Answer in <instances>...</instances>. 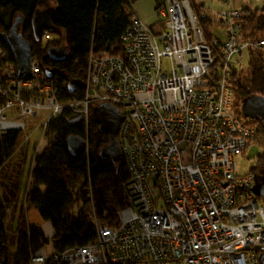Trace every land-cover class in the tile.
Instances as JSON below:
<instances>
[{"label":"built area","instance_id":"1","mask_svg":"<svg viewBox=\"0 0 264 264\" xmlns=\"http://www.w3.org/2000/svg\"><path fill=\"white\" fill-rule=\"evenodd\" d=\"M126 3L122 51L91 45L77 94L61 95L34 53L30 74L19 75L0 42V141L15 131L12 146L25 151L40 126L31 163L52 118L83 122L86 130L91 107L101 101L123 115L116 138L128 176L116 221L92 211L91 240L60 250L46 242L23 264H264V196L252 188L255 171L240 174L235 161L255 124L229 107V76L243 49H264V37H240V11L230 5L219 10L223 36L205 42L190 0H156L155 23ZM48 36L43 28L40 38Z\"/></svg>","mask_w":264,"mask_h":264},{"label":"trees","instance_id":"2","mask_svg":"<svg viewBox=\"0 0 264 264\" xmlns=\"http://www.w3.org/2000/svg\"><path fill=\"white\" fill-rule=\"evenodd\" d=\"M190 3L203 38L209 42L216 36L210 32L209 26L223 25V20L219 12L213 16L200 14L192 0ZM48 4L53 5V27L49 31H55L59 36L48 39L42 46V38L36 40L33 36L30 17L36 7ZM126 4V0H0V42L14 60L3 38V32L10 25L3 11L10 8L15 14L23 16L20 30L31 42L32 51L38 56L41 66L51 68L48 77L61 88V95L77 94L81 90L68 91L66 82L69 78L84 77L86 56L91 45L95 51H122L120 33L128 21ZM200 5L205 9L203 2ZM236 8L240 11L236 18L240 25L239 36L251 39L263 37L264 1ZM52 44L66 46L62 58L53 59L47 54L46 48ZM210 47L215 64L218 53ZM246 50L247 66L232 70L229 76L230 84L240 97L251 92L264 93V49L249 45ZM251 121L256 122V126L249 141L261 148L256 155V171L264 165V126L257 118ZM70 132L86 137L85 145L75 154L66 145L65 137ZM47 134L45 147L34 157L30 171L34 186L28 189L26 197L38 208L44 220L50 221L51 237L45 236L38 224L29 222L28 230L24 227L18 231L16 249L11 253L5 243L2 223L6 206L0 205V264H23L31 251L49 240L54 250L91 240L95 235L92 211L105 222H115V209L125 203L122 181L128 176L126 162L123 156L113 160L111 156L101 154L100 148L108 140L106 131H101L96 123L90 121L85 130L83 122L68 123L58 116L49 121ZM15 135V131H10L0 141V163L13 145Z\"/></svg>","mask_w":264,"mask_h":264},{"label":"rangeland","instance_id":"3","mask_svg":"<svg viewBox=\"0 0 264 264\" xmlns=\"http://www.w3.org/2000/svg\"><path fill=\"white\" fill-rule=\"evenodd\" d=\"M264 0H228L223 2L222 0H192L196 5L197 11L201 13H209L211 16L218 15L219 10L222 7L236 6L241 7L244 4L258 5ZM204 3L205 9L200 5ZM156 0H132L133 10L141 17L144 21L148 23H155L157 14L155 12ZM193 5V4H192ZM194 6V5H193ZM16 12L12 11L10 8H4L3 14L7 21H11ZM209 30L213 35L223 36V25L211 24ZM59 35L55 31H49L48 37H43L41 39V45L44 46L48 39L57 38ZM248 63V53L246 48L242 50L240 61L238 62V69L247 66ZM168 59H162L163 68L168 67ZM230 109L240 111V96L236 91L235 87L230 84ZM37 120L39 116L35 117ZM256 126V122H255ZM41 132V127L35 128L34 132L31 134L29 148L25 151L24 147L21 145L11 146L10 150L7 152L8 155L5 161L0 165V205L6 206V214L2 218L3 229H4V239L5 243H9L11 230L18 231L22 228H26L28 222H25V217H23V209L29 200L22 202L28 190L26 188H31L34 186L33 178L30 175L31 168V143L35 140ZM48 136V134H47ZM260 146L253 141H250L244 149L236 153L235 161L237 165V172L244 174L248 170L254 172V166L257 165L256 155L260 150ZM9 237V238H8ZM10 244H8L9 246ZM10 247V246H9ZM12 249V247H10Z\"/></svg>","mask_w":264,"mask_h":264},{"label":"water","instance_id":"4","mask_svg":"<svg viewBox=\"0 0 264 264\" xmlns=\"http://www.w3.org/2000/svg\"><path fill=\"white\" fill-rule=\"evenodd\" d=\"M53 5L48 4L43 7H36L30 17L32 33L36 40L40 38L43 28L51 29L53 23L51 15ZM21 14H15L7 31L3 32V38L8 44L14 60L17 73L22 76H28L29 60L32 57V44L25 38L20 29H17L18 23L22 20ZM47 54L53 59H60L66 53L64 44L49 45L46 48ZM45 72L49 75L52 70L46 66ZM84 85L82 78H69L66 82L68 91H73ZM240 112L250 118H257L264 126V93L251 92L240 97ZM123 115L119 112L117 106L108 102L101 101L94 104L89 112V121L96 123L101 131H106L108 140L101 146L100 152L102 155H109L113 160H118L122 156L119 148L116 132ZM68 150L75 154L85 145V137L78 133H68L65 137ZM252 188L258 195L264 196V165L253 173Z\"/></svg>","mask_w":264,"mask_h":264},{"label":"crops","instance_id":"5","mask_svg":"<svg viewBox=\"0 0 264 264\" xmlns=\"http://www.w3.org/2000/svg\"><path fill=\"white\" fill-rule=\"evenodd\" d=\"M223 2L225 0H222ZM226 2V1H225ZM262 36L264 37V33L262 34ZM30 173V172H29ZM27 190L29 188H26ZM25 200H27V197H25V199L22 201V202H25ZM26 203V202H25ZM23 217H25V222H33V223H36L38 224L41 229H42V224L41 222L43 221H47V220H44L45 218H43L38 210V208L31 202L27 203L23 209ZM48 223L50 222L49 220L47 221ZM51 225V223H49ZM12 231V234L10 235V239L11 241L9 240V243H6L7 247H8V250L11 252V253H14L15 252V249H16V242H17V235L18 233L16 232V230H11ZM43 231V229H42ZM51 231H52V227H51ZM44 232V231H43ZM47 237L48 234L46 235ZM9 238V237H8ZM50 238V237H49ZM8 244H10L9 246L12 247V249L8 246ZM46 246L51 249L52 248V242L51 240H49L46 244Z\"/></svg>","mask_w":264,"mask_h":264},{"label":"bare ground","instance_id":"6","mask_svg":"<svg viewBox=\"0 0 264 264\" xmlns=\"http://www.w3.org/2000/svg\"><path fill=\"white\" fill-rule=\"evenodd\" d=\"M43 141V140H42ZM42 229L45 233L49 234L51 232V226L47 221L41 222Z\"/></svg>","mask_w":264,"mask_h":264},{"label":"flooded vegetation","instance_id":"7","mask_svg":"<svg viewBox=\"0 0 264 264\" xmlns=\"http://www.w3.org/2000/svg\"><path fill=\"white\" fill-rule=\"evenodd\" d=\"M13 19V18H12ZM12 21V20H11ZM10 21V22H11ZM20 26H21V21L18 23V26H17V29H20Z\"/></svg>","mask_w":264,"mask_h":264}]
</instances>
